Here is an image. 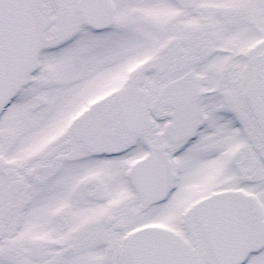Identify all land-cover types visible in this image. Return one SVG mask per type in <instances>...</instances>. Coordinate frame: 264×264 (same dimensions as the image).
<instances>
[{
  "label": "snow or ice",
  "instance_id": "snow-or-ice-1",
  "mask_svg": "<svg viewBox=\"0 0 264 264\" xmlns=\"http://www.w3.org/2000/svg\"><path fill=\"white\" fill-rule=\"evenodd\" d=\"M0 264H264V0H0Z\"/></svg>",
  "mask_w": 264,
  "mask_h": 264
}]
</instances>
